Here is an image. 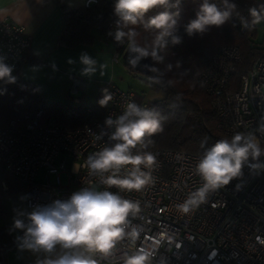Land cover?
Returning a JSON list of instances; mask_svg holds the SVG:
<instances>
[{
	"label": "built area",
	"instance_id": "built-area-1",
	"mask_svg": "<svg viewBox=\"0 0 264 264\" xmlns=\"http://www.w3.org/2000/svg\"><path fill=\"white\" fill-rule=\"evenodd\" d=\"M97 1L87 0L85 6ZM109 29L114 37L117 28L109 26ZM30 47L31 41L23 25L0 20V57L13 67L12 73H19ZM125 48L114 52V62L120 59ZM239 61L236 46H222L200 75L218 116L217 129L228 138L238 132L256 130L264 117V52L240 77L237 86L229 90L233 88L230 79ZM81 89L82 80L73 78L69 98L78 99ZM103 89L112 95L104 107L103 119L74 131H66L52 121H42L41 111L0 125V171L26 188L28 211L36 204L67 199L84 186L101 190L105 187L89 174L86 160L108 143L106 136L96 139L106 117L122 114L128 102L151 106L137 99L132 90L121 91L110 83L101 88V98ZM260 142L264 147V137H260ZM148 151L157 157L152 170L155 183L140 192H122L121 195L141 204L142 212L133 221L142 229L136 247L151 248L155 252L153 264H264V172L257 175L245 166L241 178L212 193L199 208L182 213L176 205L183 203L202 183L196 173L201 155L169 149ZM60 155L65 158L56 165L55 160ZM260 160L264 162V157ZM41 170L46 176L55 175V183L37 182L35 178ZM62 173L66 176L65 186L60 180ZM121 247L126 249L127 242ZM102 264H120V261L112 258Z\"/></svg>",
	"mask_w": 264,
	"mask_h": 264
},
{
	"label": "clouds",
	"instance_id": "clouds-1",
	"mask_svg": "<svg viewBox=\"0 0 264 264\" xmlns=\"http://www.w3.org/2000/svg\"><path fill=\"white\" fill-rule=\"evenodd\" d=\"M182 0H115L113 10L117 17L115 41L128 40L133 60L139 62L150 58L155 64H163L164 70L153 67L159 83L164 71L172 65L165 63L163 55L170 45H178L179 9ZM154 15H148L153 10ZM175 9L176 11H172ZM238 6L232 0H200L195 18L184 25L185 33L191 37L204 34L211 27H220L234 17H239ZM252 17L249 27L264 23V6L250 8ZM147 17V18H146ZM141 25L145 31L154 33L150 41L139 44L134 27ZM124 29H128L124 31ZM85 66L83 73L94 74L98 62L87 53L80 56ZM180 64L177 62L176 67ZM104 65H99L103 75ZM13 67L0 57V80L15 83ZM99 100L102 107L108 105L112 95L102 90ZM166 117L157 106L147 107L128 102L119 116L106 117L104 127L96 139L107 137V145L89 155L86 167L90 175L99 180L102 190L95 186H84L74 191L67 199H56L51 203L14 210L13 227L22 231L17 236L21 251L37 256L35 264H102L103 261L118 258L120 264H153L155 252L149 247H136L141 228L133 223L142 212L138 200H130L122 192H140L155 183L152 170L157 157L147 149L153 143L154 135L161 133ZM259 133V135H257ZM264 117L254 131L236 133L230 139L217 140L205 148L196 164V173L201 186L189 193L183 203L176 207L182 213H189L205 204L212 193L243 176L247 166L252 173L264 172ZM206 141L202 142L203 144ZM240 185H237L239 189ZM116 188L113 192L109 189ZM23 199V198H22ZM127 242V248L121 247ZM179 247V245H178Z\"/></svg>",
	"mask_w": 264,
	"mask_h": 264
},
{
	"label": "trees",
	"instance_id": "trees-1",
	"mask_svg": "<svg viewBox=\"0 0 264 264\" xmlns=\"http://www.w3.org/2000/svg\"><path fill=\"white\" fill-rule=\"evenodd\" d=\"M60 9L63 28L58 37V44L68 49L77 46L89 45L96 38L111 40L115 51H120L128 45L125 38L122 42H115L109 26L117 28L114 15L115 0H98L95 4L82 5L76 8L66 7L60 0H54ZM200 0H182L179 9V30L182 42L170 45L163 53L172 69L164 71L160 82H154L158 74L153 67L164 70L163 64H152L149 75L145 76L151 87L162 94V97L150 106H157L165 115L164 128L161 133L154 135L153 143L147 150H178L195 155H202L205 148L210 147L217 140L230 139L218 129V116L211 106V99L206 94L200 75L206 70L214 55L225 45H234L240 53V61L234 66V74L230 79L233 90L240 77L246 73L253 62L264 52V43H254L257 34V25L249 27L252 17L249 9H260L264 0H232L238 6L239 17H234L220 27H211L204 34H195L189 37L184 31V25L195 18V11ZM220 3V0H213ZM153 10L148 15H154ZM172 11H176L173 9ZM147 18V17H146ZM134 27L138 33L136 40L139 44L150 41L154 33L145 31L141 25ZM128 29H124L127 31ZM177 62L180 66L176 67ZM127 68V67H126ZM129 69V68H127ZM132 71L131 69H129ZM134 72V71H133ZM15 83L0 80V125H6L11 119L22 117L25 114L34 115L41 111L42 121H52L66 131H74L88 123L101 121L104 117V107L96 105L88 107L78 103H64L44 96L38 86L21 78L18 73ZM206 141L203 144L202 142ZM0 214L1 202L26 188L15 181L7 173L0 171ZM7 230L0 221V236ZM1 264V260H0Z\"/></svg>",
	"mask_w": 264,
	"mask_h": 264
},
{
	"label": "crops",
	"instance_id": "crops-1",
	"mask_svg": "<svg viewBox=\"0 0 264 264\" xmlns=\"http://www.w3.org/2000/svg\"><path fill=\"white\" fill-rule=\"evenodd\" d=\"M60 1L68 8H76L87 0ZM3 19L25 27L31 47L18 75L38 86L44 96L64 103L84 104L86 96L83 93L75 101L69 98L73 78L82 80V89L94 84L101 90L107 83L117 87L115 81L119 80V76L116 74L122 67L118 64L119 60L113 61V42L96 38L91 44L74 49L59 45L57 41L63 20L54 0H0V20ZM82 53H87L98 62L94 74L83 73L85 66L80 61ZM99 65H104L103 75ZM4 226L7 232L0 236L1 264H35L37 256L29 251H21L17 246L16 237L23 233L13 227V218H6Z\"/></svg>",
	"mask_w": 264,
	"mask_h": 264
},
{
	"label": "rangeland",
	"instance_id": "rangeland-1",
	"mask_svg": "<svg viewBox=\"0 0 264 264\" xmlns=\"http://www.w3.org/2000/svg\"><path fill=\"white\" fill-rule=\"evenodd\" d=\"M253 42L258 44L264 43V23L257 25V34L253 39ZM118 64L122 67L121 71H118V73L116 74V76H119V80L115 81L118 89H120L121 91L130 89L135 93L137 99L145 101L147 103H152L162 97V94L160 92L151 87L145 76L127 69L121 57ZM82 93L86 96V100L83 105L88 107H93L96 105L101 106L99 104V100L102 99L100 95V87L96 85L94 86V84L85 87V89H82L80 91L78 97ZM64 158L65 155L58 156L55 160V164L59 165L61 160H64ZM2 174L3 173L0 172V177H2ZM35 180L42 183L48 181L50 184H54L55 175L46 176L45 172L41 170L37 173ZM60 180L62 185L65 186L67 184L65 173L60 174ZM26 196V191L24 189H20L19 192L2 200V213L0 214V221L3 224L6 218H14V216L16 215V212L14 210L27 209Z\"/></svg>",
	"mask_w": 264,
	"mask_h": 264
},
{
	"label": "water",
	"instance_id": "water-1",
	"mask_svg": "<svg viewBox=\"0 0 264 264\" xmlns=\"http://www.w3.org/2000/svg\"><path fill=\"white\" fill-rule=\"evenodd\" d=\"M121 59L124 63V65L131 69L132 71L139 73L143 76L149 75L152 64L149 62L148 58H145L138 63L133 60V53H131L128 45L126 46Z\"/></svg>",
	"mask_w": 264,
	"mask_h": 264
}]
</instances>
